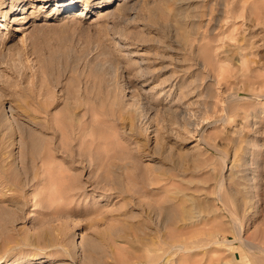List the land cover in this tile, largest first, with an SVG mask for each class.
<instances>
[{
    "label": "rangeland",
    "instance_id": "1",
    "mask_svg": "<svg viewBox=\"0 0 264 264\" xmlns=\"http://www.w3.org/2000/svg\"><path fill=\"white\" fill-rule=\"evenodd\" d=\"M65 3L0 0V264H264V0Z\"/></svg>",
    "mask_w": 264,
    "mask_h": 264
},
{
    "label": "bare ground",
    "instance_id": "2",
    "mask_svg": "<svg viewBox=\"0 0 264 264\" xmlns=\"http://www.w3.org/2000/svg\"><path fill=\"white\" fill-rule=\"evenodd\" d=\"M42 2L43 1H45V2H49V0H41ZM64 1H66V5H64V6H71V4H72V0H64ZM15 4L16 3H14V2H12L11 4H10V9L11 10H14L15 8H16V6H15ZM93 5V4H92ZM79 15L81 16L82 15V13H79ZM0 30H4V27L2 26V24H0ZM189 94V93H188ZM180 97V96H179ZM181 98V97H180ZM178 99V98H177ZM175 110V109H174ZM176 112V111H175ZM185 115V114H184ZM188 115V114H187ZM194 115V114H193ZM130 124H131V122H130ZM196 132L197 131H195V134H196ZM191 135V134H190ZM189 135V136H190ZM194 135V134H193ZM197 135V134H196ZM192 136V135H191ZM195 136V135H194ZM193 136V137H194ZM199 136V138L196 140V141H200V143H201V141L202 140H200V139H204V136H203V134L201 135H198ZM202 136H203V138H202ZM205 142V141H204ZM205 144V143H204ZM196 145L197 144H195L194 146H192V148L194 149V152H199V149H198V147H196ZM192 150V149H191ZM201 151V150H200ZM203 155V154H202ZM204 156V155H203ZM234 165V164H233ZM240 166V165H239ZM231 167H232V165H231ZM230 170V169H229ZM225 171V169H222V173ZM226 172V171H225ZM230 173V172H229ZM245 177V176H244ZM230 180V179H229ZM240 180V179H239ZM223 185V183L221 182L220 183V186H222ZM189 202V201H188ZM182 210V209H181ZM185 209L183 208V211H182V213L181 214H183L185 211H184ZM185 214L187 215V213L185 212ZM184 214V215H185ZM184 215H182V216H184ZM187 219H189L188 217H187ZM185 219H183V221H184ZM190 220V219H189ZM187 221V220H186ZM233 221V220H232ZM188 222V221H187ZM236 222V221H235ZM235 225H236V223H235ZM239 234H240V230H239ZM238 236H240V235H238ZM238 238H240V237H238ZM241 243L243 244V246H247V247H250V245H252V244H249L245 239H243V240H241ZM252 247V246H251ZM257 250H258V248H257ZM262 252H264V250H262V248H259V254H261V255H263L264 256V253H262Z\"/></svg>",
    "mask_w": 264,
    "mask_h": 264
}]
</instances>
